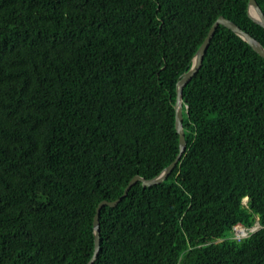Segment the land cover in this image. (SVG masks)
Instances as JSON below:
<instances>
[{"label": "trees", "instance_id": "trees-1", "mask_svg": "<svg viewBox=\"0 0 264 264\" xmlns=\"http://www.w3.org/2000/svg\"><path fill=\"white\" fill-rule=\"evenodd\" d=\"M247 5L0 0V264L89 260L98 203L175 158V84L214 20L264 47ZM182 116L168 176L101 207L91 264H264V58L218 25Z\"/></svg>", "mask_w": 264, "mask_h": 264}, {"label": "water", "instance_id": "water-1", "mask_svg": "<svg viewBox=\"0 0 264 264\" xmlns=\"http://www.w3.org/2000/svg\"><path fill=\"white\" fill-rule=\"evenodd\" d=\"M247 13L249 17L255 21L256 23L260 24L262 27H264V13L257 4L256 0H248V5H247ZM224 25L230 30H232L235 34H237L239 37H241L244 41H246L254 51H256L261 57L264 58V47L261 45V43L253 37L250 33L239 27L236 23L231 21L230 19L219 15L214 22L211 24L209 27L206 36L204 37L203 41L201 44L198 46L196 49L193 58H192V64L190 68L185 71L176 81L175 84V90H176V95H175V101H174V110H175V120H174V125L175 129L178 133V152L175 156V158L162 170L156 174L153 177L150 178H144L140 175H134L126 184L124 187L123 193L121 196L114 200H101L98 205L96 206L95 209V214L93 217V233H94V248H93V253L89 260L85 264H91L98 253L99 250V237H100V228H99V212L100 209L103 205L107 204L109 206H115L117 205L119 199L126 195L128 189L132 184H134L137 181H140L143 186H149L153 185L156 183H159L163 181L168 174L171 172L175 164L177 163L178 159L180 158L181 154L186 148V140H185V135H184V130H183V124H182V89L184 85L190 80V78L196 73L198 70L203 53L213 36V33L218 25Z\"/></svg>", "mask_w": 264, "mask_h": 264}, {"label": "rangeland", "instance_id": "rangeland-1", "mask_svg": "<svg viewBox=\"0 0 264 264\" xmlns=\"http://www.w3.org/2000/svg\"><path fill=\"white\" fill-rule=\"evenodd\" d=\"M245 202V200H243V203ZM258 227V224H254L253 226L249 227L248 229L253 230L255 228ZM244 230V231H243ZM247 228H242V235H246L247 234ZM236 233L239 235L241 233V229L239 227H236Z\"/></svg>", "mask_w": 264, "mask_h": 264}, {"label": "built area", "instance_id": "built-area-1", "mask_svg": "<svg viewBox=\"0 0 264 264\" xmlns=\"http://www.w3.org/2000/svg\"><path fill=\"white\" fill-rule=\"evenodd\" d=\"M236 227H239L241 229V233L239 235L236 233ZM242 228H245V227H243L240 223H237L236 225H234V236L235 237L239 238L240 236H243L242 235Z\"/></svg>", "mask_w": 264, "mask_h": 264}]
</instances>
